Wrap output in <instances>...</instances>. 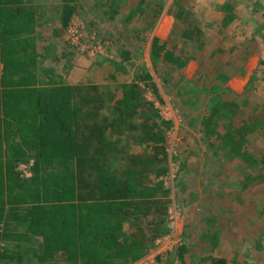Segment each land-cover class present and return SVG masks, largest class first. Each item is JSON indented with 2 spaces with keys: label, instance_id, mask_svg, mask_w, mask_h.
<instances>
[{
  "label": "rangeland",
  "instance_id": "374dc122",
  "mask_svg": "<svg viewBox=\"0 0 264 264\" xmlns=\"http://www.w3.org/2000/svg\"><path fill=\"white\" fill-rule=\"evenodd\" d=\"M65 5L74 7L69 14ZM193 26L198 33L186 39L183 30ZM156 40L184 66L155 56ZM48 82L78 86L90 99L102 90L104 111L126 84L141 90L142 104L126 114L134 136L115 142L117 159H107L104 170L131 172L124 159L136 157L134 171L146 187L138 199L146 208L135 228L125 223L122 232L139 229L135 234L151 241L141 255L118 264H199L218 238L219 248L233 253L234 238L241 239L231 259L264 260V180L252 179L259 165H246L217 138L230 120L264 119V0H0V264L72 263L60 252L38 257L40 233L16 216L30 208L51 218V208L36 205L33 194L37 184L65 176L48 161L36 164L27 157L31 148L15 143L30 137L22 126L30 110L26 94ZM228 99L241 105L234 119L204 129L212 108ZM249 141L263 147L264 132ZM5 152L27 158L13 166ZM119 174L112 177L125 178ZM71 201L66 195L61 205ZM224 235L231 240H221ZM180 247L187 252L178 254Z\"/></svg>",
  "mask_w": 264,
  "mask_h": 264
},
{
  "label": "trees",
  "instance_id": "16d2710c",
  "mask_svg": "<svg viewBox=\"0 0 264 264\" xmlns=\"http://www.w3.org/2000/svg\"><path fill=\"white\" fill-rule=\"evenodd\" d=\"M226 3V9L230 12L233 6ZM64 7L68 14L74 8L70 5ZM190 13L191 10L187 15ZM194 32L198 33V29L194 26L187 27L183 30V36L186 39H194ZM166 47L165 43L156 40L152 46V53L177 67H183L185 61L180 60L175 53L169 52ZM126 85L128 88L123 89L121 98L107 111L101 110L100 98L105 93L99 90L100 87L97 88L99 90L97 94L100 96L97 99L88 98L90 95L87 93L81 96L78 86L65 82L52 85L48 82L26 94V99L30 100L28 106L30 110L22 126L26 128L24 130L26 137H30H27L28 142L26 138L15 142L16 148L18 146L21 147L19 149H23V146L31 148L27 157H35L36 164L45 160L48 161L47 165L63 169L65 173V176H55L52 182L37 184L33 194V202L36 205L45 204L44 207L51 208L48 212L51 218L40 219L30 208L24 214L16 215L22 221L25 219L27 226H33L40 233V237L36 239L39 246L34 247L36 249L34 253L37 252L38 257H42L43 260L54 257L55 252H60L67 256L68 261L71 260V264H118L141 255L149 246L150 237L146 238L142 232L135 234L139 229L134 234L122 232L125 223L135 228L134 221L140 218V214H144L146 208L144 202L139 201L140 197L145 195L146 187L142 180L136 177L138 175V171H134L138 167L136 157L129 155L124 159L126 166H130V170L133 169L131 172L119 171L117 167L113 172L108 168L104 170L105 164H108L111 158L117 159L115 142H121L125 134L129 139L134 136L131 135L133 131L129 129L126 114L131 112L132 105L142 104L143 99L136 84ZM130 88H136L137 92L134 90L130 92ZM240 107L237 101L222 100L205 117L202 122L203 128L209 129L224 119H234ZM263 124L264 119L253 124L246 121V118L236 122L230 120L217 133V138L229 153L239 157L250 167L259 165L260 174L254 175L252 177L254 180H264V145L256 148L249 140L257 131L264 132ZM10 131H5L4 134ZM108 134L109 139L106 138ZM118 135L120 137H117ZM2 153L0 150V157L4 155ZM5 155L8 157L6 152ZM8 158L11 159L13 166L18 161L26 159L25 156L15 153ZM85 167H88L86 173L77 172ZM114 173H120L119 176L125 178L114 179L112 177ZM60 177H64L62 179L64 184L59 181ZM78 183L84 185L81 187L84 191H77ZM66 195L72 201L69 205H61ZM153 226L156 233L162 232L163 227L160 224L154 223ZM223 239L230 241L231 236L224 235L221 240ZM240 240L234 238L235 255L237 250H240L239 246L242 243ZM217 242V246H211L199 256V264H254L244 260L237 261L234 255L231 259L232 250L219 248L221 247L219 238ZM185 252L187 251L180 247L178 254L183 255ZM260 264H264V260Z\"/></svg>",
  "mask_w": 264,
  "mask_h": 264
}]
</instances>
